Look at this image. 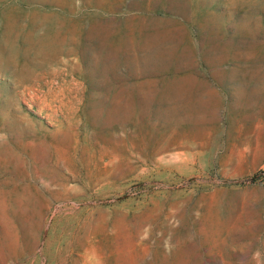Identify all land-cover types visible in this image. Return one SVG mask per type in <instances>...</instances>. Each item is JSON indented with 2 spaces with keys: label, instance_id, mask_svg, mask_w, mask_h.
Instances as JSON below:
<instances>
[{
  "label": "rangeland",
  "instance_id": "374dc122",
  "mask_svg": "<svg viewBox=\"0 0 264 264\" xmlns=\"http://www.w3.org/2000/svg\"><path fill=\"white\" fill-rule=\"evenodd\" d=\"M0 264H264V0H0Z\"/></svg>",
  "mask_w": 264,
  "mask_h": 264
},
{
  "label": "bare ground",
  "instance_id": "6f19581e",
  "mask_svg": "<svg viewBox=\"0 0 264 264\" xmlns=\"http://www.w3.org/2000/svg\"><path fill=\"white\" fill-rule=\"evenodd\" d=\"M41 41H42V40H41ZM42 42H43V41H42ZM45 42H47V41H45ZM45 42H44V43H45ZM44 43H43V44H44ZM47 44H48V43H47ZM44 45H45V44H44Z\"/></svg>",
  "mask_w": 264,
  "mask_h": 264
}]
</instances>
